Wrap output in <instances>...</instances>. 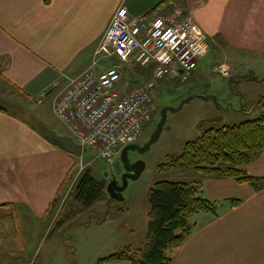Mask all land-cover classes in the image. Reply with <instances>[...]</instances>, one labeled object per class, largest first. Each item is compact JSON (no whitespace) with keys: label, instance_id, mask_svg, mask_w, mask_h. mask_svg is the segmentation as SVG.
<instances>
[{"label":"crops","instance_id":"obj_1","mask_svg":"<svg viewBox=\"0 0 264 264\" xmlns=\"http://www.w3.org/2000/svg\"><path fill=\"white\" fill-rule=\"evenodd\" d=\"M120 7L131 18L147 15L156 26L194 19L206 34L207 53L220 38L231 55L238 52L234 59L241 51L264 58V0H0V102L22 108L30 100L36 103L37 95L62 74L79 76ZM221 69L227 72L225 67L216 72ZM132 72H126L127 81ZM55 95L41 108L54 114ZM75 158L0 107V261L15 262L26 241L54 224L59 212L54 210V217L50 208ZM243 169L264 178V152ZM196 173L181 181L201 183L206 198L219 202L220 215L191 218L195 232L176 248L171 264H264V189L256 192L235 179ZM232 199L242 203L232 208Z\"/></svg>","mask_w":264,"mask_h":264},{"label":"rangeland","instance_id":"obj_2","mask_svg":"<svg viewBox=\"0 0 264 264\" xmlns=\"http://www.w3.org/2000/svg\"><path fill=\"white\" fill-rule=\"evenodd\" d=\"M225 47L220 38L216 40V44H211L209 52L199 61L194 75L188 81L174 80L165 85L159 83L155 96L158 107V112L154 115L156 122L160 120L163 107L177 108L189 97L215 96L218 105L211 99L194 98L179 111L168 113L162 135L150 150L143 154H129L132 162L140 158L146 164V169L138 180L129 181L123 192V202L110 198L106 187L111 178L105 177L108 171L121 184L124 173L121 158L116 160L112 170L111 166L101 160L93 161V154L86 150L84 171L80 173V159L76 157L64 196L54 209L55 214L59 212L60 216H66L65 223L57 228H52V223L50 229H44L41 237L37 232L35 238L25 242L24 253L18 254L15 262L12 259L0 261V264H127L101 260L124 248H144L149 235L148 196L152 186L163 180L182 182L184 177L196 173L194 169L188 168L160 174L158 167L165 158L168 155L180 156L184 146L198 139L205 130L256 120L264 113V58L241 51L238 58L234 59L238 52L231 55ZM224 49L227 55L223 52ZM217 67H225L227 72L218 73ZM140 72L146 73L147 70L135 68L130 76L132 83L144 81L139 77ZM0 107L23 118L43 136L50 131L73 136L49 108H41L40 104L32 103L31 100L22 108L11 102H0ZM149 123L145 126L142 142H148L156 129L155 124ZM88 169L96 172L97 178L105 185L101 196L89 207L74 200L62 206L68 190L79 182ZM175 251L176 249L168 251V256L173 257Z\"/></svg>","mask_w":264,"mask_h":264},{"label":"built area","instance_id":"obj_3","mask_svg":"<svg viewBox=\"0 0 264 264\" xmlns=\"http://www.w3.org/2000/svg\"><path fill=\"white\" fill-rule=\"evenodd\" d=\"M207 51L206 34L194 19H172L167 25L156 26L147 15L131 18L120 7L99 41L90 66L77 77L62 74L35 101L44 104L56 93L53 112L82 145L80 173L85 169L86 150L93 154V161L101 160L113 170L122 151L139 144L145 126L157 114L159 83L188 81ZM108 60L111 63L106 66ZM135 68L146 69L148 78L127 81L126 72ZM224 71L218 70L222 74ZM60 82H64L61 88Z\"/></svg>","mask_w":264,"mask_h":264},{"label":"trees","instance_id":"obj_4","mask_svg":"<svg viewBox=\"0 0 264 264\" xmlns=\"http://www.w3.org/2000/svg\"><path fill=\"white\" fill-rule=\"evenodd\" d=\"M263 152L264 113L256 120L205 130L198 139L184 146L180 156L168 155L159 165L158 172L167 174L192 168L202 175L235 179L260 192L264 189V178H254L243 168L250 166L254 158ZM73 170L60 188L50 215L60 201ZM104 188L105 185L99 183L88 170L74 185L65 204L74 200L89 207L101 196ZM148 201L149 235L145 247L139 250L124 248L103 259V262L171 264L173 260L168 251L181 247L195 232L191 218L198 215L217 218L220 215L219 202L206 198L199 182L158 181L150 189ZM241 203V200H230L232 208ZM62 222L59 215L52 228L59 227Z\"/></svg>","mask_w":264,"mask_h":264},{"label":"water","instance_id":"obj_5","mask_svg":"<svg viewBox=\"0 0 264 264\" xmlns=\"http://www.w3.org/2000/svg\"><path fill=\"white\" fill-rule=\"evenodd\" d=\"M194 98H200L203 100L211 99L218 105V99L215 96H194L184 100L177 108H173L170 106L163 107L161 110V119L157 124V127L151 135L149 141L146 142L143 146L135 144L127 146L123 150L121 155V162L123 164L125 173H123L122 175L121 184L117 181L116 178L111 177L110 174L106 172L105 177L107 179L111 178L106 187V191L111 199L123 202V192L127 189L129 181L138 180L146 169V164L142 160H137L136 162H132L130 160V152H138L140 154H143L150 150L152 145L155 144L162 135V132L168 120V113L179 111L185 104H187ZM46 139L50 144L62 149L63 151L75 157L80 158L82 155V145L79 144L74 137L59 135L55 132L50 131L46 134Z\"/></svg>","mask_w":264,"mask_h":264},{"label":"flooded vegetation","instance_id":"obj_6","mask_svg":"<svg viewBox=\"0 0 264 264\" xmlns=\"http://www.w3.org/2000/svg\"><path fill=\"white\" fill-rule=\"evenodd\" d=\"M154 118H155V116L152 118V120L150 121L149 124H155L156 127H157V124L159 123L160 120H159L158 122H156ZM160 119H161V112H160ZM145 143H146V142H142V141H140L138 145L143 146ZM131 153H132V152H130V154H131ZM133 153H138V152H133ZM137 160H140V158L135 159L134 162H136ZM124 173H125V171H124Z\"/></svg>","mask_w":264,"mask_h":264}]
</instances>
